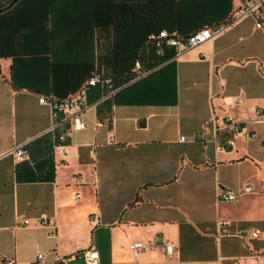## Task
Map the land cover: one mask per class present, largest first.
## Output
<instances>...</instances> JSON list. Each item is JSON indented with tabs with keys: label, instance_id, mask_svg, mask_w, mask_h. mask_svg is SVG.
<instances>
[{
	"label": "crops",
	"instance_id": "1",
	"mask_svg": "<svg viewBox=\"0 0 264 264\" xmlns=\"http://www.w3.org/2000/svg\"><path fill=\"white\" fill-rule=\"evenodd\" d=\"M11 1L0 0V264L38 254L39 264H86L91 247L101 264H264V123L258 139L242 133L231 146L226 128L264 110V29L246 16L178 60L167 50L160 74L84 113L87 126L72 132L64 156L46 134L52 109L39 101L69 94L62 79L84 78L54 71L63 1ZM240 6L224 0L221 23ZM100 95L94 88L90 103ZM30 140L24 161L8 153ZM247 184L257 195L219 201L221 185ZM139 240L149 247L135 259L129 246Z\"/></svg>",
	"mask_w": 264,
	"mask_h": 264
},
{
	"label": "trees",
	"instance_id": "2",
	"mask_svg": "<svg viewBox=\"0 0 264 264\" xmlns=\"http://www.w3.org/2000/svg\"><path fill=\"white\" fill-rule=\"evenodd\" d=\"M62 1L58 22L66 33L58 42V48L63 45L64 50L60 49L63 58L54 61V71L84 73L81 81L66 82L64 78L59 82L60 87L70 89L69 94L80 89L92 76L96 64H103L117 87H122L114 96L143 80L154 78L168 64L167 53L162 58L150 56L152 67L162 66L146 77L129 85H126L129 82L123 85L117 81L133 67L142 44L151 33L168 30L188 36L205 26L220 25L226 17L224 0H141L142 4L135 2L137 0H116L115 3L113 0H56V3ZM97 31L110 37L105 52L100 50L102 44L97 42L101 40ZM55 95L58 98L67 96Z\"/></svg>",
	"mask_w": 264,
	"mask_h": 264
},
{
	"label": "built area",
	"instance_id": "3",
	"mask_svg": "<svg viewBox=\"0 0 264 264\" xmlns=\"http://www.w3.org/2000/svg\"><path fill=\"white\" fill-rule=\"evenodd\" d=\"M246 16H251L255 21V28L264 29V0H241V6L238 9L234 18L228 22L216 26L203 27L188 36H182L176 31L169 32L162 30L158 33H151L148 35L140 57L134 62L132 71V79L129 85L137 80H140L152 71L162 66L152 67L150 56L154 54L158 58L166 55L167 50H173L172 60H178L187 51L198 47L199 45L212 40L216 35L223 32L228 26ZM125 85V86H126ZM98 87L101 95L95 103L91 104L89 101V93L92 88ZM124 87V86H123ZM122 87H117L113 76L104 75L100 72H94L90 78L82 85L79 91L66 98H58L54 95H42L40 103L47 105L52 109L54 122L46 131V134L53 136V148L58 150L65 156V143L70 138L73 131L84 130L87 126L84 120V113L90 107H98L100 103L112 98ZM264 123L263 108H251V114L244 120L235 121L231 118L226 120V128L234 135L228 144L231 146L235 142V138L242 133L247 139L256 140L260 137L259 125ZM190 138L181 137L182 141ZM193 139V138H191ZM30 141L21 143L12 148L8 153L13 154L18 162H22L28 158V145ZM264 146V140H263ZM80 180V178H78ZM257 195L253 184H247L240 192H236L231 188L221 185L218 190V197L220 202H235L244 196ZM81 197L80 194L75 195V200ZM93 219V218H92ZM25 224H30V220H25ZM35 223L39 225H48L50 221L47 218H37ZM56 226V225H55ZM56 233H52L55 235ZM260 231H255L253 237H258ZM166 258L174 260L176 254V247L172 242H163ZM149 245L143 241H134L129 248L132 255L137 259L143 252L148 249ZM81 257L86 264H101L100 254L91 247L81 253ZM44 254H38L36 260L30 264L42 263ZM4 264H16L15 260L7 259L3 261Z\"/></svg>",
	"mask_w": 264,
	"mask_h": 264
},
{
	"label": "rangeland",
	"instance_id": "4",
	"mask_svg": "<svg viewBox=\"0 0 264 264\" xmlns=\"http://www.w3.org/2000/svg\"><path fill=\"white\" fill-rule=\"evenodd\" d=\"M138 2H140L141 0H137ZM136 2V1H135ZM139 4H142L141 2L139 3ZM100 35V34H99ZM109 38L110 37H108V36H106V34H103V33H101V35H100V44H102V47H101V49L100 50H102V52H105V50H107L108 48V46H109V43H110V40H109ZM145 43V42H144ZM143 45L144 44H142V46H141V48H140V50H139V52H138V55H137V57H136V60L140 57V55L142 54V51H143ZM135 60V61H136ZM133 68H134V65H133V67L130 69V70H128L127 71V73H125V75L124 76H122L121 78L122 79H120V80H117L118 82H120V83H118V84H125V83H127V82H129L132 78V71H133ZM96 72H100V73H102V74H104V75H108L107 73H106V67L102 64V65H100V67H97L96 68V70H95ZM115 78H116V76H114ZM117 86V85H116Z\"/></svg>",
	"mask_w": 264,
	"mask_h": 264
},
{
	"label": "water",
	"instance_id": "5",
	"mask_svg": "<svg viewBox=\"0 0 264 264\" xmlns=\"http://www.w3.org/2000/svg\"><path fill=\"white\" fill-rule=\"evenodd\" d=\"M17 1H18V0H12V1L10 2V4L8 5V7L13 6ZM4 9H5V8L1 7V8H0V13H2V12L4 11Z\"/></svg>",
	"mask_w": 264,
	"mask_h": 264
}]
</instances>
